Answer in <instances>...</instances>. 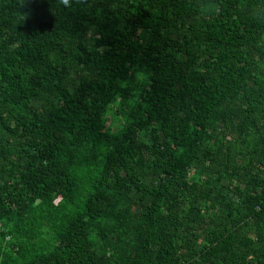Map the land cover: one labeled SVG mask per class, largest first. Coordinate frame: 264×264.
Masks as SVG:
<instances>
[{
    "label": "trees",
    "instance_id": "1",
    "mask_svg": "<svg viewBox=\"0 0 264 264\" xmlns=\"http://www.w3.org/2000/svg\"><path fill=\"white\" fill-rule=\"evenodd\" d=\"M0 264H264V0H0Z\"/></svg>",
    "mask_w": 264,
    "mask_h": 264
}]
</instances>
